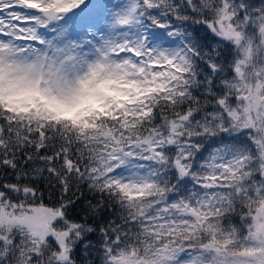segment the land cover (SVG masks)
Listing matches in <instances>:
<instances>
[{"label": "snow or ice", "instance_id": "snow-or-ice-1", "mask_svg": "<svg viewBox=\"0 0 264 264\" xmlns=\"http://www.w3.org/2000/svg\"><path fill=\"white\" fill-rule=\"evenodd\" d=\"M0 264H264V0H0Z\"/></svg>", "mask_w": 264, "mask_h": 264}, {"label": "trees", "instance_id": "trees-1", "mask_svg": "<svg viewBox=\"0 0 264 264\" xmlns=\"http://www.w3.org/2000/svg\"><path fill=\"white\" fill-rule=\"evenodd\" d=\"M41 189L43 190V186H41ZM82 193V194H81ZM78 197V199H77ZM77 197H73V199H76V204L75 207L73 209H70V214L73 216H77V217H83L85 215V212L83 211V209L86 206V201L89 199H93L91 194L88 192L86 187H81L80 192L77 193ZM48 202V193L45 192V203ZM93 203H95V200H93ZM106 213L102 212L99 213L98 216L99 217H103L105 216ZM88 223L92 224L93 227H95V223L93 221V219H89ZM98 233L94 234L91 239H93V241H95L98 238Z\"/></svg>", "mask_w": 264, "mask_h": 264}]
</instances>
